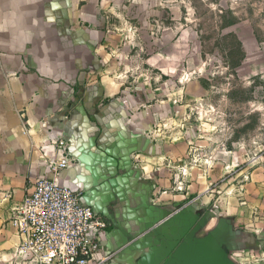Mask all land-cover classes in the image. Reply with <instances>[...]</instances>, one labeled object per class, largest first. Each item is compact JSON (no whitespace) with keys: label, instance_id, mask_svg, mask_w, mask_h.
Masks as SVG:
<instances>
[{"label":"crops","instance_id":"1","mask_svg":"<svg viewBox=\"0 0 264 264\" xmlns=\"http://www.w3.org/2000/svg\"><path fill=\"white\" fill-rule=\"evenodd\" d=\"M181 8L0 0V264H25L9 219L42 176L79 191L106 223L102 264H264L261 167L235 172L229 151L192 146L208 138L182 131L199 94L197 77L183 82L184 56L127 51L124 12L169 11L181 24ZM60 138L56 158L72 163L55 174L40 148Z\"/></svg>","mask_w":264,"mask_h":264},{"label":"rangeland","instance_id":"2","mask_svg":"<svg viewBox=\"0 0 264 264\" xmlns=\"http://www.w3.org/2000/svg\"><path fill=\"white\" fill-rule=\"evenodd\" d=\"M183 1L189 9L176 14L181 24L169 11L124 12L127 51L142 59L158 51L184 56L183 82L197 77L199 94L182 109V131L206 135L193 140L199 151H229L235 172L261 167L264 181V0Z\"/></svg>","mask_w":264,"mask_h":264},{"label":"built area","instance_id":"3","mask_svg":"<svg viewBox=\"0 0 264 264\" xmlns=\"http://www.w3.org/2000/svg\"><path fill=\"white\" fill-rule=\"evenodd\" d=\"M40 151L55 174L72 163L68 156L56 158V152L65 151L62 138ZM9 223L21 238L17 255L25 264H102L109 258L99 255L98 235L106 223L82 202L79 191L53 178L31 182Z\"/></svg>","mask_w":264,"mask_h":264}]
</instances>
